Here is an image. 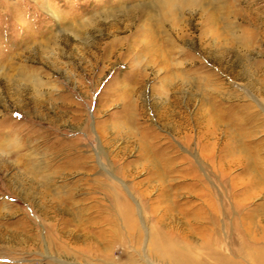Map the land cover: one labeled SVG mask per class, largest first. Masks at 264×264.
<instances>
[{"label":"rangeland","instance_id":"rangeland-1","mask_svg":"<svg viewBox=\"0 0 264 264\" xmlns=\"http://www.w3.org/2000/svg\"><path fill=\"white\" fill-rule=\"evenodd\" d=\"M158 1L0 0V264H264V0Z\"/></svg>","mask_w":264,"mask_h":264},{"label":"bare ground","instance_id":"bare-ground-1","mask_svg":"<svg viewBox=\"0 0 264 264\" xmlns=\"http://www.w3.org/2000/svg\"><path fill=\"white\" fill-rule=\"evenodd\" d=\"M215 1V0H214ZM254 1V0H253ZM247 2V1H246ZM249 3V2H248ZM255 4V3H254ZM156 5V4H155ZM205 5H206V3H205V0H160V1H158L157 2V7L159 8V10L158 11H161L162 12V14L164 15V16H166V17H171V16H173V15H175V14H177L178 13V11H187V10H190V12L191 11H193V9L196 7V6H199L200 7V15H202V16H204L205 14H206V11L209 9H207V7H205ZM226 5V4H225ZM229 5V4H228ZM224 7V6H223ZM246 7V6H245ZM246 8H248V9H250V11L249 10H247L248 12H247V14H246V18H247V23L248 22H250V23H252V24H258L259 22L260 23H264V16H262V14H260V12H262V8H258L257 9V11L254 13V11L256 10V8H254V6H253V4L252 3H250V5H248ZM219 9V8H218ZM223 10H225L224 8H222ZM232 9V8H231ZM241 9V8H240ZM210 12V11H209ZM218 12V11H217ZM226 12V11H225ZM235 12V11H234ZM240 12H241V10H240ZM219 13V12H218ZM237 13V12H236ZM235 13V14H236ZM208 14V13H207ZM206 14V15H207ZM237 14H239V13H237ZM133 15V14H132ZM131 15V16H132ZM201 16V17H202ZM215 16V15H214ZM212 14L208 17V19L207 20H209L210 22H212L214 25H216V21H217V19H216V17H214ZM226 16V15H225ZM230 16V15H229ZM222 17V16H221ZM234 17H235V15H234ZM242 18V17H241ZM244 18V17H243ZM223 19V18H222ZM227 19V18H226ZM230 19H231V17H230ZM227 21V20H226ZM233 21H235L236 22V20H233ZM243 21H245V20H243ZM241 22V21H240ZM249 23V24H250ZM235 24V23H234ZM244 24V23H243ZM229 25H231V24H229ZM233 25V24H232ZM262 25V24H261ZM256 26V25H255ZM228 29H229V27H228ZM231 29V28H230ZM227 30V29H226ZM230 32V31H229ZM244 33H242V35H243ZM229 35V34H228ZM233 36V35H232ZM244 36V35H243ZM247 36V37H246ZM246 36H244V38L245 39H250L249 37H252V35H246ZM201 37H204V35H203V33H201ZM204 39V38H203ZM226 39H227V37H226ZM229 39V38H228ZM227 39V40H228ZM242 39V38H241ZM217 42L214 40V39H211L208 43H205V47H208L207 49H210L211 50V48H214L215 47V45L214 44H216ZM204 49V48H203ZM205 50V49H204ZM258 69L260 70V69H262V75L261 76H263L262 77V79L260 80V79H258L259 81H263L262 82V84L260 85L261 86V89H262V91L264 90V67L263 66H261V67H258ZM250 73H252V72H250ZM253 74H256V72H253ZM35 85H36V87L37 86H39L38 85V83H35ZM3 127H4V125H3V123H1L0 124V137H1V139H4L5 138V136H6V134H5V132H3L2 131V129H3ZM12 144L10 143V141H7L6 139H4L3 141H0V151H8V150H10V149H12V146H11ZM9 153V152H8ZM35 165L37 166V165H39V163H35ZM19 178L20 177H16L14 180L16 181V182H18L19 181ZM22 180V179H21ZM24 182V181H23ZM19 183H21V181L19 182ZM129 206V205H128ZM70 218H72V217H70ZM103 226V225H102ZM71 236V235H70ZM78 236V235H77ZM16 237V236H15ZM72 238V237H71ZM73 238H75L76 240H77V238L76 237H73ZM84 240L83 241H87V240H89V239H91V234L90 233H86L85 234V237L83 238ZM71 240V239H70ZM72 241V240H71Z\"/></svg>","mask_w":264,"mask_h":264}]
</instances>
